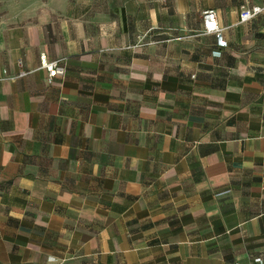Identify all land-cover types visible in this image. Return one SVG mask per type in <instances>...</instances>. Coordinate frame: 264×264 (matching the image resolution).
Listing matches in <instances>:
<instances>
[{"label": "crops", "instance_id": "crops-1", "mask_svg": "<svg viewBox=\"0 0 264 264\" xmlns=\"http://www.w3.org/2000/svg\"><path fill=\"white\" fill-rule=\"evenodd\" d=\"M245 1L264 5L0 0V264H264V15L241 23ZM42 54L65 59L52 83Z\"/></svg>", "mask_w": 264, "mask_h": 264}, {"label": "built area", "instance_id": "built-area-1", "mask_svg": "<svg viewBox=\"0 0 264 264\" xmlns=\"http://www.w3.org/2000/svg\"><path fill=\"white\" fill-rule=\"evenodd\" d=\"M260 15H264V5H251L249 2L245 1L240 5L239 11V21L241 23H246L257 18ZM202 22H203V32L206 34H214L220 45H226L227 42L223 38V28L219 23V15L215 9H207L202 13ZM180 37L172 38L179 39ZM171 40V39H168ZM41 68L47 71L48 82L52 83L55 78L64 75L65 73V59L60 60H49L45 54H42L40 57ZM18 64L22 67V61L19 60ZM29 72L21 70L18 74V77H24ZM264 189V187H263ZM256 264L262 263V258L257 257L254 259ZM234 264H241L240 262Z\"/></svg>", "mask_w": 264, "mask_h": 264}]
</instances>
